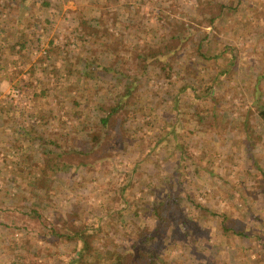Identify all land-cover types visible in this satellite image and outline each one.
Wrapping results in <instances>:
<instances>
[{"label":"rangeland","instance_id":"374dc122","mask_svg":"<svg viewBox=\"0 0 264 264\" xmlns=\"http://www.w3.org/2000/svg\"><path fill=\"white\" fill-rule=\"evenodd\" d=\"M207 1L209 13L203 9ZM209 16L215 19L212 25ZM85 21L96 33L86 41L78 30ZM178 32L180 37L192 34L191 41L177 46L171 36ZM3 36L5 49L21 37L27 46L11 56L0 54V264L56 262L60 248L46 232L65 222L102 229L93 237L99 251L128 248L137 228L154 229L149 208L164 195L162 180L178 168L183 182V188L176 186L178 194L183 200L185 190L191 198L181 204L185 224L173 232L161 228L158 234L155 249L161 262L264 264V192L256 175L259 167L264 172V120L255 107L256 102L264 106V0H0V40ZM199 46L212 55L233 54L235 71L217 82L212 100L201 103L185 96L175 143L161 141L152 150L161 137L153 133L190 80L176 74L171 84L154 65L138 73L134 55L144 47H177L182 53L167 59L175 72L194 63L199 78L208 80L211 64L198 56ZM48 49L52 54L46 59ZM99 62L139 79L138 107L126 127L129 135L109 151L110 159L84 169L68 153L81 148V133L96 124L99 108L109 103L104 98H110L112 75L100 72ZM83 70L96 79L80 78ZM205 110L215 114L202 121ZM75 112H81L79 119ZM41 139L49 147L41 146ZM178 142L189 148L183 163L175 149ZM45 150L62 152L68 168L52 175L53 186L43 192L29 179L42 169ZM128 176L132 183L125 197L132 208L116 215L119 202L113 198ZM33 210L39 219H30ZM223 222L245 236L227 237Z\"/></svg>","mask_w":264,"mask_h":264},{"label":"trees","instance_id":"16d2710c","mask_svg":"<svg viewBox=\"0 0 264 264\" xmlns=\"http://www.w3.org/2000/svg\"><path fill=\"white\" fill-rule=\"evenodd\" d=\"M26 1V0H18ZM233 1V0H232ZM25 3V2H24ZM208 3V1H207ZM43 6L48 7L49 2H43ZM222 8L229 9L225 4L221 5ZM204 11L209 13L210 3L204 6ZM91 17V16H90ZM5 19V18H4ZM92 19V18H90ZM3 22L6 20H2ZM215 19L211 16L207 18L208 25H212ZM82 29L81 39L86 41L87 37H93L95 29L88 26L87 22H81L80 27ZM105 33H108L107 29H104ZM184 35L185 31H181ZM179 34V32H178ZM195 35V34H194ZM105 36H107L105 34ZM192 37V34H189ZM189 36L180 37L179 35L171 36L174 40L178 42L177 46L180 44L185 45L188 41H191L192 38ZM10 37V36H9ZM8 40L10 41L13 36ZM195 37V36H194ZM0 40V54L11 56L14 51L19 47V50H25L27 46V40H23L22 37L18 40H14L13 43L5 49V36L1 37ZM107 41V39H106ZM107 43V42H106ZM108 48H111V44L106 45ZM137 49V47L135 48ZM66 52V51H65ZM182 51L175 48H166V50L156 49L150 50L145 47L142 50L137 51V54L134 55V64L137 68L138 73L145 74L150 65L159 67V69L164 73L166 81L171 84L175 83L173 77L186 74V78L190 80L188 85H183L180 88L179 94L175 96L171 104V112L168 117L164 120L163 124H159V132H154L153 137L161 133L159 141L154 142L152 150L156 149L161 141L167 142L172 141L175 143L178 137V129L180 127L181 121L180 116L184 113L181 110L183 99L185 96L188 98H193L197 102L206 103L209 100L213 99V89L217 85V82L223 79H227L236 68L237 58L233 54H227L226 51L220 54L212 55L203 50V46H199L196 49V53L200 58L209 62L211 64L210 71L211 74L208 80L199 78L200 74L197 69L194 67V63L185 64L184 67L176 73V66L168 62V58L178 54L180 55ZM46 59L51 58V51L48 49L45 53ZM44 56V57H45ZM77 60L80 62L86 63L85 59L82 56H76ZM97 60H93L92 63H96ZM85 68H88L87 66ZM1 68V67H0ZM100 68V72L111 74L112 81L108 82V96L105 97V101L109 103L104 107H100V117L98 118L96 124L91 126L89 131H84L83 143L80 149L71 150L68 154L71 157H78L81 160V166L84 169L94 168L98 164H102L101 161L110 159V152L119 148L122 144L124 136L129 135V128H126L129 124V120L134 115L133 110L138 107V104L134 102L135 93L138 91L139 79L137 77L131 78L128 72H121L119 70H113L104 66L102 63L97 64V69ZM178 68V66H177ZM87 77L90 80H95L93 75L89 74L88 70H83L80 78ZM133 77V76H132ZM129 78V79H128ZM192 83V84H191ZM104 101V102H105ZM183 101V102H182ZM103 102V103H104ZM256 102V100H255ZM254 102V104H255ZM72 104L75 107H79L80 103L78 101H72ZM256 113L260 119L264 120V106L256 102ZM81 112H75L74 116L76 119H79ZM206 114V115H204ZM214 111L205 110L203 116L200 119L205 121L209 117L214 116ZM159 137V136H158ZM171 139V140H170ZM166 142V143H167ZM248 142V140H247ZM52 144V143H50ZM57 146V144H53ZM41 146H47L46 142L41 139ZM173 146V145H172ZM178 150L179 162L183 163L189 156V148L186 147L182 142L175 144V149ZM46 153L42 154L43 166L42 169L37 171V174L29 179V185L37 186L43 188H50L53 186V181L51 180L52 175H55L57 172L66 170L68 164L64 161V155L62 152L54 153L55 150H45ZM65 153V152H64ZM55 156L50 158L51 156ZM246 155L252 161L253 155L251 154V148L246 149ZM181 168V167H180ZM198 168V166H196ZM182 169H176L171 174L170 178L165 177L162 180V187L164 188V195L158 200L153 201L150 206V211L156 219V225L153 230H149V226L138 229L136 237L130 246L124 250H98L97 247H94L93 237H95L96 231H102V229H96L93 227H86L84 224L79 223L78 225L63 223L61 228H50L46 233L51 234L55 241V245L58 250L57 261L52 264H163L161 262L158 252L155 249L156 242H158V234L161 228L169 229L175 231L177 230L178 224H185V217L182 210V201L188 200L191 198L188 192L182 190L181 200L178 194V188H183V182L179 180L182 173ZM258 173L256 174L260 180H257L258 188L264 192V172L262 168H257ZM197 171V170H196ZM50 173V174H49ZM170 179V182L168 180ZM56 180V179H55ZM131 181L128 176L126 177V183L119 189L114 201L119 202V207L117 203V210L114 211L116 215H121L124 210H127L129 207L132 208V204L129 203L128 199L125 197L126 188L128 185L131 186ZM175 183V184H174ZM41 190V191H42ZM46 193V191H45ZM184 196V197H183ZM135 207V204H133ZM199 210L204 211L207 215L215 216L210 210L206 209L202 204L196 205ZM30 219H39L40 214L38 211H32L28 213ZM264 228V225H263ZM223 234L227 237H244L245 234L239 231H233L232 229L225 228L224 222L221 225ZM66 246L71 249L67 252ZM62 251V253L60 252ZM66 255V256H65ZM15 258L21 259V256L16 255ZM22 264H35V262H24Z\"/></svg>","mask_w":264,"mask_h":264}]
</instances>
